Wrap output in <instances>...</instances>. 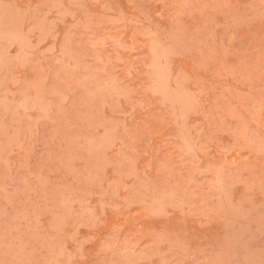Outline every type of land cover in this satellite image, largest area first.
<instances>
[{"label":"rangeland","instance_id":"374dc122","mask_svg":"<svg viewBox=\"0 0 264 264\" xmlns=\"http://www.w3.org/2000/svg\"><path fill=\"white\" fill-rule=\"evenodd\" d=\"M0 264H264V0H0Z\"/></svg>","mask_w":264,"mask_h":264}]
</instances>
